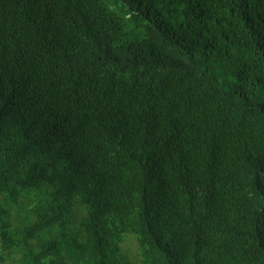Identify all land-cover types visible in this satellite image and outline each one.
<instances>
[{
    "label": "trees",
    "instance_id": "trees-1",
    "mask_svg": "<svg viewBox=\"0 0 264 264\" xmlns=\"http://www.w3.org/2000/svg\"><path fill=\"white\" fill-rule=\"evenodd\" d=\"M13 263L264 264V0H0Z\"/></svg>",
    "mask_w": 264,
    "mask_h": 264
},
{
    "label": "rangeland",
    "instance_id": "rangeland-1",
    "mask_svg": "<svg viewBox=\"0 0 264 264\" xmlns=\"http://www.w3.org/2000/svg\"><path fill=\"white\" fill-rule=\"evenodd\" d=\"M126 238L127 239L123 245L124 251H127L133 259L138 260V248L135 242V237L132 235H127Z\"/></svg>",
    "mask_w": 264,
    "mask_h": 264
}]
</instances>
